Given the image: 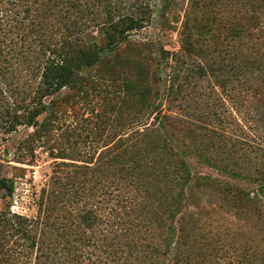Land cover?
Here are the masks:
<instances>
[{
  "label": "trees",
  "instance_id": "trees-1",
  "mask_svg": "<svg viewBox=\"0 0 264 264\" xmlns=\"http://www.w3.org/2000/svg\"><path fill=\"white\" fill-rule=\"evenodd\" d=\"M85 1L0 0L3 134L31 128L29 143L46 142L63 90L85 94L90 71L120 62L123 46L157 45L130 39L152 21L146 0H135L133 10L126 12L107 0L104 16L92 10L93 0ZM190 1L192 9L200 5L198 0ZM225 5L229 16H221L220 41L188 21L179 29L180 48L175 52L162 49L154 75L159 83L156 93L149 86L133 87L128 82L118 90L123 102L137 98L141 109L132 122L142 124L122 133L118 140L124 151L137 144L149 151L161 148L178 169L180 192L168 206L171 221L165 225L162 243L148 245L154 259L144 263L142 242L124 241L131 230L120 220L116 193L117 203L129 207L136 201L139 185L138 175L127 173L88 180L85 205L73 217L85 236L74 239L68 256L57 239L55 246L61 252L52 264H134L135 259L140 260L138 264H264V145L252 147L263 159L255 173L228 164L219 167L220 177L204 174L202 167L218 165L211 160V150H202L201 145L210 137L227 140L226 132L206 125L207 121H185L169 107L177 100L176 86L187 72V77L193 74L203 82L212 80L216 91L255 111L258 124L264 127V0H228ZM162 8L161 17H166L171 0H163ZM186 48L199 54L198 61L187 59ZM132 63L127 59V64ZM231 142L238 149L226 157L247 150L240 141ZM0 189L12 195L13 187L6 178L0 179ZM203 196L209 197L204 204ZM190 205L197 211L190 210ZM223 211L230 218H222L220 224L216 216L225 214ZM113 250L129 251L128 256L116 257ZM45 259V264H51L49 257Z\"/></svg>",
  "mask_w": 264,
  "mask_h": 264
},
{
  "label": "rangeland",
  "instance_id": "rangeland-1",
  "mask_svg": "<svg viewBox=\"0 0 264 264\" xmlns=\"http://www.w3.org/2000/svg\"><path fill=\"white\" fill-rule=\"evenodd\" d=\"M110 1L122 7L123 12L132 11L135 3V0ZM146 1L152 9V21L142 31L132 33L130 39L137 43L153 41L157 45H131L130 49L123 46L120 62L106 63L90 71L85 94L63 90L46 142L29 143L31 128L20 127L11 135L3 134L0 128V179L6 178L13 187L12 195L0 189V264H45L46 257L52 264L61 248H65L68 256L74 239L85 236L73 217L85 205L88 180L112 179L127 173H136L139 185L138 190L135 188L136 201L128 204L129 207L117 203L116 193L115 206L121 213L120 220L124 228L131 230L124 241L142 242L140 254L144 263L154 259L148 245L162 243L165 225L171 221L168 206L180 192L178 169L172 157L161 148L149 151L137 144L124 151L118 140L122 133L142 124L132 122L141 109L137 98L123 102L118 90L128 82L133 87L149 86L156 93L159 88L154 78L157 58L162 56V49L175 52L180 48L181 25L190 21L220 41L221 16H229V11L225 5L228 0H198L200 5L194 9L190 0H171V9L166 11V17H161L163 0ZM92 2V10L104 16L107 0ZM185 54L193 63L199 59L196 51L186 48ZM127 59L133 63L127 64ZM186 73L176 86L177 100L169 104L173 114L185 121H207L206 125L219 127L227 134V140L216 137L204 140L202 150H211V160L218 166H204L202 173L220 177L219 167L228 164L255 173L263 159L252 147L264 145V127L258 124L256 112L216 91L212 80L203 82L193 74L187 77ZM234 140L240 141L247 150L239 149V154L226 157L238 149L232 145ZM208 198L203 196L201 203H206ZM189 208L197 211L194 205ZM224 213L216 216L220 224L227 216ZM57 239L61 240V248L55 246ZM128 252L113 250L116 257H126ZM139 261L135 259L134 264Z\"/></svg>",
  "mask_w": 264,
  "mask_h": 264
}]
</instances>
